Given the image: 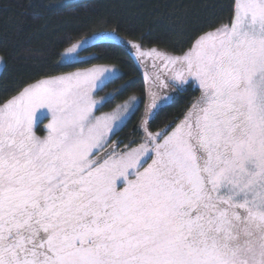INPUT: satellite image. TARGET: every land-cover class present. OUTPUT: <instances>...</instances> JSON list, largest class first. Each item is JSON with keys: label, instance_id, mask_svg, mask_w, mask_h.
Returning <instances> with one entry per match:
<instances>
[{"label": "snow or ice", "instance_id": "obj_1", "mask_svg": "<svg viewBox=\"0 0 264 264\" xmlns=\"http://www.w3.org/2000/svg\"><path fill=\"white\" fill-rule=\"evenodd\" d=\"M232 13L180 54L115 29L58 54L86 63L93 41L119 40L155 69L153 87L192 84L200 95L171 131L149 130L148 89L96 114L130 87L95 99L123 76L114 66L46 75L0 102V264H264V0H233ZM141 99L142 142L117 151Z\"/></svg>", "mask_w": 264, "mask_h": 264}, {"label": "trees", "instance_id": "obj_2", "mask_svg": "<svg viewBox=\"0 0 264 264\" xmlns=\"http://www.w3.org/2000/svg\"><path fill=\"white\" fill-rule=\"evenodd\" d=\"M232 5L233 0H0V55L4 61L0 70V102L43 76L97 63L115 64L123 73L120 80L103 89L130 83L115 99L121 101L132 94L143 98L147 82L128 43L120 45L119 40L102 38L93 41L94 46L80 52L87 57L86 63L65 65L58 54L81 37L112 29L124 41L180 54L190 46L193 36L209 30V25L229 24ZM92 55L99 58L93 59ZM162 93L170 99L158 103V114L149 129L152 132L165 125H171L170 131L200 95L192 84L183 91L173 85ZM144 106L141 99L139 110L127 127L112 136L110 143L123 141L118 148L129 145L130 140L135 141L131 147L138 144L143 133L136 126L142 122Z\"/></svg>", "mask_w": 264, "mask_h": 264}, {"label": "rangeland", "instance_id": "obj_3", "mask_svg": "<svg viewBox=\"0 0 264 264\" xmlns=\"http://www.w3.org/2000/svg\"><path fill=\"white\" fill-rule=\"evenodd\" d=\"M119 37V36H118ZM98 40V39H97ZM96 41V40H95ZM75 43H77V42H75ZM80 56H81V54H80ZM81 57H83V56H81ZM83 58H87V57H83ZM3 65H4V61H3V58H2V56L0 55V70H1V68L3 67ZM93 66H109V67H112V66H114L115 68H117V69H119V71L121 72V69H120V67H117V65H115V64H112V63H97V64H95V65H89V66H87V67H78V68H76V70L77 69H85V68H89V67H93ZM141 69H142V71H143V73H144V71H145V68H142L141 67ZM76 70H73V71H76ZM146 71H148V73H149V75L150 76H153L154 77V75H155V69H148V70H146ZM67 72H71V71H67ZM67 72H65V73H67ZM65 73H62V74H65ZM57 75H61V74H57ZM146 87H147V89L148 90H150V92H152V93H154L155 95H156V97H157V100H158V103H163L164 102V100H166V99H164L165 97H167V99H170V96L169 95H165L164 96V93H162V90H164V89H160V88H157V87H153L152 86V81L150 80V83H149V81H147V83H146ZM113 89H111V88H106V89H103L102 91H99V92H97L96 94H95V99H97V100H99L101 97H103L106 93H108V92H111ZM118 96V95H117ZM116 96V97H117ZM131 96H137V97H139L138 95H136V94H132ZM130 96V97H131ZM129 99V97L127 98V99H122L121 101L120 100H117V99H115L112 103H109V104H106L104 107H102L96 114L97 115H101V114H103V113H109V112H112L113 110H115V109H117V106H121L120 107V111L122 112L123 111V104H124V102L126 101V100H128ZM140 103H141V101H140ZM140 103H139V105H140ZM42 111H45L46 112V110H42ZM144 116H145V106H144V108H143V113H142V118H144ZM50 115H48L47 116V118H44V117H41V122H40V124H39V126L38 127H35L34 128V130H35V132H36V134L37 135H39V136H43V135H46V125H47V123H48V121L50 120ZM142 118H141V120H142ZM179 122V121H178ZM177 122V123H178ZM175 127V126H174ZM40 130H43V132L42 133H40ZM170 131H171V129H170ZM142 142V140H140V141H138V144H136V145H134V146H132V147H137L138 145H139V143H141ZM125 147H123V148H118L117 149V151H120V150H123ZM150 162V161H149ZM146 166V165H145ZM131 178V177H130ZM122 186V185H121Z\"/></svg>", "mask_w": 264, "mask_h": 264}]
</instances>
